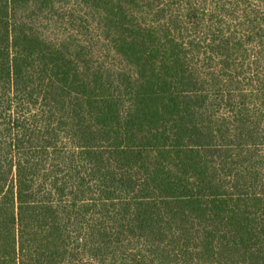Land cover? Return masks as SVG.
I'll use <instances>...</instances> for the list:
<instances>
[{"label": "trees", "instance_id": "16d2710c", "mask_svg": "<svg viewBox=\"0 0 264 264\" xmlns=\"http://www.w3.org/2000/svg\"><path fill=\"white\" fill-rule=\"evenodd\" d=\"M0 264H264V0H0Z\"/></svg>", "mask_w": 264, "mask_h": 264}]
</instances>
